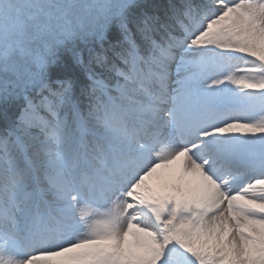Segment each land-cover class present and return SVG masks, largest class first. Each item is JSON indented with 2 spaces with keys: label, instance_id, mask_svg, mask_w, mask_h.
<instances>
[{
  "label": "snow or ice",
  "instance_id": "snow-or-ice-1",
  "mask_svg": "<svg viewBox=\"0 0 264 264\" xmlns=\"http://www.w3.org/2000/svg\"><path fill=\"white\" fill-rule=\"evenodd\" d=\"M0 264H264V0H0Z\"/></svg>",
  "mask_w": 264,
  "mask_h": 264
}]
</instances>
